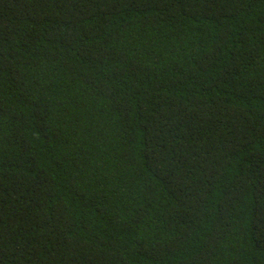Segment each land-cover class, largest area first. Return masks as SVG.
<instances>
[{"label": "trees", "instance_id": "16d2710c", "mask_svg": "<svg viewBox=\"0 0 264 264\" xmlns=\"http://www.w3.org/2000/svg\"><path fill=\"white\" fill-rule=\"evenodd\" d=\"M0 264H264V0H0Z\"/></svg>", "mask_w": 264, "mask_h": 264}]
</instances>
